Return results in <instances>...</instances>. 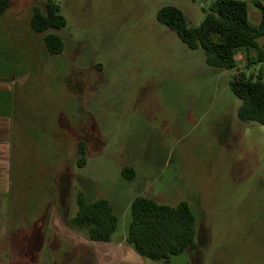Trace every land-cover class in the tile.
I'll use <instances>...</instances> for the list:
<instances>
[{
	"label": "rangeland",
	"instance_id": "374dc122",
	"mask_svg": "<svg viewBox=\"0 0 264 264\" xmlns=\"http://www.w3.org/2000/svg\"><path fill=\"white\" fill-rule=\"evenodd\" d=\"M47 1L9 0L0 15V109L15 155L30 153L11 199L10 216L25 219L12 225L11 264H165L125 241L138 196L186 201L195 214L198 248L170 264H264V127L238 118L230 88L233 75H256L261 64L247 69L239 50L236 70L210 67L204 49L157 19L175 6L197 27L214 0H54L67 19L56 56L30 26ZM244 1L258 25L255 2L264 0ZM79 191L87 202L109 200L123 245L98 254L66 226Z\"/></svg>",
	"mask_w": 264,
	"mask_h": 264
},
{
	"label": "trees",
	"instance_id": "16d2710c",
	"mask_svg": "<svg viewBox=\"0 0 264 264\" xmlns=\"http://www.w3.org/2000/svg\"><path fill=\"white\" fill-rule=\"evenodd\" d=\"M261 11L258 25L249 21L248 5L244 0H214L197 27L188 24L185 14L175 6L158 10L159 22L175 31L190 49H204L206 63L213 68L233 71L238 66L237 52L246 53L247 66L262 63L258 74L242 72L230 81L232 92L241 100L238 118L244 123H257L264 127V47L259 38L264 37V5L255 2ZM9 0H0V15L7 12ZM30 26L35 33L44 34V44L49 54L56 56L65 49L58 31L67 26L61 6L48 0L45 12L34 10ZM87 164V146L78 143L79 168ZM122 174L134 179L133 168L125 167ZM77 212L65 222L72 231L84 234L92 243H112L118 230L119 218L107 199L87 202L82 191L76 195ZM64 220V219H63ZM126 243L138 255L156 262L170 264L173 257L198 248L196 217L186 201L175 206L161 204L146 196L136 197L131 204V222Z\"/></svg>",
	"mask_w": 264,
	"mask_h": 264
},
{
	"label": "crops",
	"instance_id": "0c3cea01",
	"mask_svg": "<svg viewBox=\"0 0 264 264\" xmlns=\"http://www.w3.org/2000/svg\"><path fill=\"white\" fill-rule=\"evenodd\" d=\"M264 47V46H263ZM263 66L262 63H260ZM261 68V67H260ZM4 92V91H1ZM4 113H1L0 109V264H11L12 262H16V260L11 259L10 255L15 254L12 253V243H11V233L13 230V222H23L25 221L24 217H11V199L13 198L15 187H18L19 177L21 179L20 174H27V170L30 167L29 161L27 159L30 157L29 152L18 151L15 155V150L13 146H11V136L12 130H8L5 125ZM16 175L18 176L16 178ZM20 175V176H19ZM24 181V180H23ZM59 223L62 225V221L60 218ZM58 235L63 237L65 240L74 239L73 233L63 232L62 230H58ZM79 237V236H78ZM80 242L82 245H92L93 249L99 254H106L107 251H111L112 248H117L124 243H92L87 240H84L82 237ZM74 243L75 241L72 240ZM95 244V245H94ZM85 246V245H84ZM103 246H106L105 249ZM19 255V254H18Z\"/></svg>",
	"mask_w": 264,
	"mask_h": 264
}]
</instances>
